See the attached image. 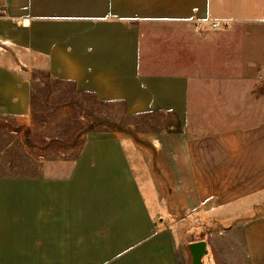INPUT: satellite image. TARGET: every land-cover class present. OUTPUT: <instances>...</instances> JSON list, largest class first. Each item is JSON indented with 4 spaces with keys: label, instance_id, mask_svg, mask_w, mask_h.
Instances as JSON below:
<instances>
[{
    "label": "crops",
    "instance_id": "obj_1",
    "mask_svg": "<svg viewBox=\"0 0 264 264\" xmlns=\"http://www.w3.org/2000/svg\"><path fill=\"white\" fill-rule=\"evenodd\" d=\"M227 69L264 71V0H0V116L27 126L35 72L128 114L182 118L191 86L225 84ZM158 180L112 130L88 132L63 174L0 176V264H192L190 243L203 239L188 237V218L160 214ZM240 224L244 264H264V214ZM203 264L218 262L209 252Z\"/></svg>",
    "mask_w": 264,
    "mask_h": 264
},
{
    "label": "rangeland",
    "instance_id": "obj_2",
    "mask_svg": "<svg viewBox=\"0 0 264 264\" xmlns=\"http://www.w3.org/2000/svg\"><path fill=\"white\" fill-rule=\"evenodd\" d=\"M227 70L225 84L191 86L182 118L160 109L128 114L122 102H99L35 72L34 124L0 116V176L67 172L87 135L80 132L98 119L96 130L136 142L151 176L160 178L163 199L173 202L163 200L165 219L188 218V237L205 240L218 264H244L241 219L264 214V71L241 79ZM62 108L69 118L55 121Z\"/></svg>",
    "mask_w": 264,
    "mask_h": 264
},
{
    "label": "water",
    "instance_id": "obj_3",
    "mask_svg": "<svg viewBox=\"0 0 264 264\" xmlns=\"http://www.w3.org/2000/svg\"><path fill=\"white\" fill-rule=\"evenodd\" d=\"M190 250L193 255L192 264H203V257L209 253L205 240L191 242Z\"/></svg>",
    "mask_w": 264,
    "mask_h": 264
},
{
    "label": "trees",
    "instance_id": "obj_4",
    "mask_svg": "<svg viewBox=\"0 0 264 264\" xmlns=\"http://www.w3.org/2000/svg\"><path fill=\"white\" fill-rule=\"evenodd\" d=\"M46 74V73H45ZM48 75V74H46ZM49 77V75H48ZM80 93H84V92H80ZM90 94V93H89ZM92 95V94H91ZM97 100V99H96ZM98 101V100H97ZM99 102H104V101H99ZM33 107H34V95H33ZM35 117V109H34V115ZM96 121L93 122V123H90L87 127H85L81 132L80 134H83V133H88V132H91V131H98L95 129L96 126H98L101 122L98 120V119H95ZM113 130V129H111ZM104 131H108V130H104Z\"/></svg>",
    "mask_w": 264,
    "mask_h": 264
},
{
    "label": "built area",
    "instance_id": "obj_5",
    "mask_svg": "<svg viewBox=\"0 0 264 264\" xmlns=\"http://www.w3.org/2000/svg\"><path fill=\"white\" fill-rule=\"evenodd\" d=\"M211 26L213 28H217V29H225V28L230 27V21H228V20H223V21L217 20V21H213L211 23Z\"/></svg>",
    "mask_w": 264,
    "mask_h": 264
}]
</instances>
